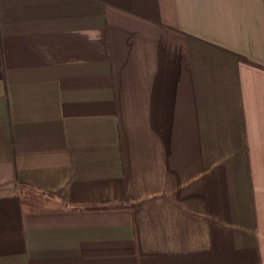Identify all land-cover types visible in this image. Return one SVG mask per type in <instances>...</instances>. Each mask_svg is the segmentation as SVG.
I'll use <instances>...</instances> for the list:
<instances>
[{"label":"crops","instance_id":"obj_1","mask_svg":"<svg viewBox=\"0 0 264 264\" xmlns=\"http://www.w3.org/2000/svg\"><path fill=\"white\" fill-rule=\"evenodd\" d=\"M0 264H264V0H0Z\"/></svg>","mask_w":264,"mask_h":264},{"label":"trees","instance_id":"obj_2","mask_svg":"<svg viewBox=\"0 0 264 264\" xmlns=\"http://www.w3.org/2000/svg\"><path fill=\"white\" fill-rule=\"evenodd\" d=\"M19 198L25 213L55 212L70 209H122L129 207L123 202H106L76 206L58 195L30 184H19Z\"/></svg>","mask_w":264,"mask_h":264}]
</instances>
